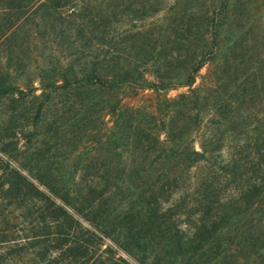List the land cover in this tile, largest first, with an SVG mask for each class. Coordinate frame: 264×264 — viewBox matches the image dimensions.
<instances>
[{
  "label": "trees",
  "instance_id": "obj_1",
  "mask_svg": "<svg viewBox=\"0 0 264 264\" xmlns=\"http://www.w3.org/2000/svg\"><path fill=\"white\" fill-rule=\"evenodd\" d=\"M227 10L228 0H219L209 11L199 41L200 53H189L178 60L188 63L184 73L156 68L152 71L156 80H150L119 54L121 40L108 37L106 28L111 22L117 25L119 14L104 13L100 2L0 0V51L12 53L16 47L22 48L30 26L25 25L35 14L65 23L57 28L51 25L53 32L58 29L66 35L64 38L70 36L71 28H76V40L71 42L76 53L39 65L35 73L38 87L28 79L12 84L0 78L1 103L15 108L24 101L37 100L34 124L39 121L44 104L56 96L71 98L77 89L113 91L132 86L156 93L153 111L133 105L125 107L127 116L118 127V140L114 130L109 129L104 140L108 153L105 164L98 161L99 148L94 153L87 151L83 158L79 156L70 170L72 187L64 188L63 193L51 181L43 182L40 175L25 173L23 164L18 162L19 167H13L6 163L5 192L46 201L47 214L57 221L58 238L66 240L69 236V250L76 263L89 249L90 256H94L105 237L140 264H178L179 259L221 264L228 257L233 263L246 264L252 254H256L255 261L264 260V137L259 140L262 131L258 130L253 138L255 159L237 158L244 150L223 153L224 133L206 134L201 130L209 116H221L223 106L209 102L193 87L200 68L218 55L214 52L220 21ZM208 47L210 53L206 51ZM179 86L188 87V92L167 96L170 89ZM87 106L85 110L96 108L94 104ZM107 106L111 115L120 113L121 117L117 104ZM132 142L139 154L153 153V157L149 163L128 170L123 164L116 165L113 155L123 158ZM205 163H209V169L191 176L192 167ZM249 164L253 170L251 177H246ZM37 180L48 185L52 196H58L61 203L42 190ZM71 191L74 195L70 196ZM242 248L254 252L243 255ZM104 253L105 257H98L99 264H134L117 255L111 245L105 247ZM153 254L155 259L149 261ZM240 256L247 260L243 262Z\"/></svg>",
  "mask_w": 264,
  "mask_h": 264
},
{
  "label": "rangeland",
  "instance_id": "obj_2",
  "mask_svg": "<svg viewBox=\"0 0 264 264\" xmlns=\"http://www.w3.org/2000/svg\"><path fill=\"white\" fill-rule=\"evenodd\" d=\"M87 1L92 4L100 2L102 11L106 14L110 15L113 11L119 14L116 18L117 25H112L111 22L106 28L107 35L117 36L121 40L119 54L127 59L130 67L144 73L150 80H156L152 72L156 68L168 69L174 73L186 71L188 63L178 60L189 53H200L199 41L205 29L206 18L219 2ZM67 9L68 7L65 10ZM33 17L25 25L32 28H27L22 48L16 47L12 53L3 49L0 51V78L8 79L5 83H20L28 79L38 87L35 73L39 65L49 59H66L70 53H76L71 46V42L76 40L75 26L68 31L70 36L64 38L66 35L60 34L58 29L55 32L51 29L52 26L57 28L65 24L60 23L61 20L49 18L45 14H35ZM220 22L221 32L214 52L218 55L215 60L200 68L193 87L206 95L209 102L222 105L223 112L221 116L216 113L205 119L201 130L206 134L211 131L223 132L226 137L222 146L223 153L244 150L237 154V158L251 161L256 158L253 138L257 137V131H262L259 140L262 141L264 137V0H228L226 16ZM210 49L208 47L206 51L210 53ZM188 89L186 86H179L170 89L167 96L173 98L188 92ZM156 98V93L152 90L132 86L113 91L77 89L71 98L56 96L44 104L39 121L35 124L33 116L38 107L37 100L24 101L15 108L7 102H0V264H99L98 257H105L104 249L107 245L117 249V255L140 264L139 260L106 237L97 246L94 256H90L92 252L89 249L76 263L69 250L72 245L71 241H67L69 236L63 240L56 234L57 221H52L50 214H47V202L39 197L7 194L4 169L7 162L13 167H19V162L26 167L25 173L40 175L43 182L51 181L63 193L64 188L72 187L73 175L70 170L76 165L79 156L83 158L87 151L94 153L99 148L101 151L97 154L98 161L105 164L108 153L104 140L110 128L114 130L118 140V127L127 116L125 107L133 105L141 110L153 111ZM112 103L117 104L122 111L121 117L120 113L117 116L109 113L107 105ZM92 104L97 110H85L84 107ZM133 146L136 148L133 142L129 144V152H125L120 160L113 155L116 165L118 162L130 170L151 161L153 153L139 154V150H135ZM36 168L40 170L36 171ZM249 168L246 177H251L253 168L250 164ZM207 169L209 163L192 167L190 174L198 176ZM37 183L40 184L38 180ZM40 188L52 196L48 185L40 184ZM73 192L69 195H74ZM54 198L56 203H61L58 196ZM181 217L184 219V216ZM156 252L161 253L159 249ZM253 252L251 248H242L241 251L243 255ZM255 256L252 254L249 262L245 261L247 259L243 260L242 256L239 258L246 264H264L262 259L255 261ZM229 258L221 264H237ZM154 259L153 254L149 261ZM199 261L195 259L185 262L179 259L177 263L207 264Z\"/></svg>",
  "mask_w": 264,
  "mask_h": 264
}]
</instances>
